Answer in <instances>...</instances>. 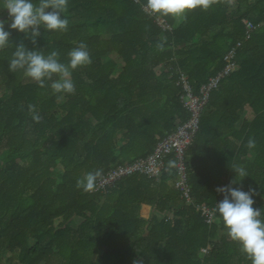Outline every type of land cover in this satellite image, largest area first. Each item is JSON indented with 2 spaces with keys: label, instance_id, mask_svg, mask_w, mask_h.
<instances>
[{
  "label": "trees",
  "instance_id": "obj_1",
  "mask_svg": "<svg viewBox=\"0 0 264 264\" xmlns=\"http://www.w3.org/2000/svg\"><path fill=\"white\" fill-rule=\"evenodd\" d=\"M65 15L68 30H42L37 46L67 63L87 45L91 63L72 72V94L9 70L16 44L33 47L28 37L13 32L0 50V264H251L219 216L210 226L197 206L215 208L217 187L238 181L230 168L240 165L248 177L233 186L255 190L254 207H264V0H215L180 23L162 17L167 33L131 0H69ZM246 21L256 27L248 41ZM239 42L186 153L190 204L171 213L181 201L172 157L158 179L137 174L106 192L78 186L89 172L148 157L189 118L178 70L198 92Z\"/></svg>",
  "mask_w": 264,
  "mask_h": 264
},
{
  "label": "clouds",
  "instance_id": "obj_2",
  "mask_svg": "<svg viewBox=\"0 0 264 264\" xmlns=\"http://www.w3.org/2000/svg\"><path fill=\"white\" fill-rule=\"evenodd\" d=\"M215 0H145V7L150 13L160 17H170L177 23L182 22L187 13L200 9L208 10ZM69 0H0V50L11 47L12 33H20L28 37L33 47L24 43L15 45L9 61V70L22 74L35 82L39 87L50 86L54 94L70 95L75 91L72 72L79 67L91 63L87 45L81 42L67 53V63L60 59L57 51L45 53L38 47L41 31L66 32L69 20L65 15ZM32 119L39 122L41 117L35 107L30 105ZM248 148L255 147V141H248ZM170 164L172 162H169ZM234 176L227 185L217 187L216 191L222 199L216 201L215 213L219 216L223 227L231 241L240 246L241 251L251 264H264V207H254L256 192L249 188L243 190L240 185L243 178L248 177L243 166L230 168ZM100 172H89L78 186L85 192L93 191ZM233 176V177H234ZM264 199V196L261 197Z\"/></svg>",
  "mask_w": 264,
  "mask_h": 264
},
{
  "label": "built area",
  "instance_id": "obj_3",
  "mask_svg": "<svg viewBox=\"0 0 264 264\" xmlns=\"http://www.w3.org/2000/svg\"><path fill=\"white\" fill-rule=\"evenodd\" d=\"M131 1L136 5H140L145 14L156 20V24L162 33H167L172 30L164 18L150 13L145 5L142 4L141 0ZM255 29L256 27L252 22L246 21L245 41L251 39ZM240 47L241 43L239 42L225 55L224 68L215 76L211 77L198 92L194 91L188 76L178 70L177 85L181 88V102L183 107L189 113L188 120L165 139L158 141L148 157L129 165L118 166L101 175L96 182L94 190L106 192L110 188H113L119 181L137 174L158 179L165 169L168 159L172 157L174 161L173 186L180 193L181 202L186 205L190 204L192 201L191 187L188 182V159L186 153L199 131L200 117L209 102L211 93L219 87L220 82L234 69L236 51ZM197 208L201 216L205 219L206 224L211 226L216 222L215 208L206 206H197ZM205 254H207V250H201V255L203 256Z\"/></svg>",
  "mask_w": 264,
  "mask_h": 264
},
{
  "label": "crops",
  "instance_id": "obj_4",
  "mask_svg": "<svg viewBox=\"0 0 264 264\" xmlns=\"http://www.w3.org/2000/svg\"><path fill=\"white\" fill-rule=\"evenodd\" d=\"M246 116H247L248 119L252 118V113H251V111L249 109L246 111ZM182 205H183V202H181V201H179V202L175 203L174 205H172L171 213H172V211L181 208ZM152 214H153V210H152V208L150 206L143 205L141 207V216H142V218L148 219V218H150V216Z\"/></svg>",
  "mask_w": 264,
  "mask_h": 264
},
{
  "label": "rangeland",
  "instance_id": "obj_5",
  "mask_svg": "<svg viewBox=\"0 0 264 264\" xmlns=\"http://www.w3.org/2000/svg\"><path fill=\"white\" fill-rule=\"evenodd\" d=\"M246 118H247V116H246ZM78 222H80V221H78ZM15 259H16L15 256H11L9 254L4 255V261H6V263L10 262V261L13 262V261H15Z\"/></svg>",
  "mask_w": 264,
  "mask_h": 264
}]
</instances>
